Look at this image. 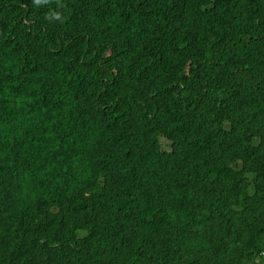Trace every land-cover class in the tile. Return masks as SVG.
Instances as JSON below:
<instances>
[{"label": "trees", "instance_id": "obj_1", "mask_svg": "<svg viewBox=\"0 0 264 264\" xmlns=\"http://www.w3.org/2000/svg\"><path fill=\"white\" fill-rule=\"evenodd\" d=\"M0 264H264V0H0Z\"/></svg>", "mask_w": 264, "mask_h": 264}]
</instances>
